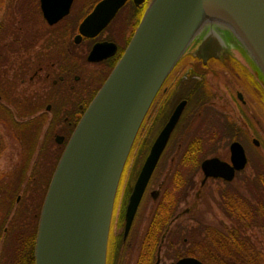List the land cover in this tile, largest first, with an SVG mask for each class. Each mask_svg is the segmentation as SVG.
I'll use <instances>...</instances> for the list:
<instances>
[{
	"label": "flooded vegetation",
	"instance_id": "flooded-vegetation-1",
	"mask_svg": "<svg viewBox=\"0 0 264 264\" xmlns=\"http://www.w3.org/2000/svg\"><path fill=\"white\" fill-rule=\"evenodd\" d=\"M99 1L70 0L61 10L66 0H0V264L11 261V248L22 255L19 263L29 264L31 255L34 262L39 215L60 154L150 0H124L96 34L80 33V23ZM96 43L106 45L107 55L89 60ZM175 93L182 95L172 103ZM180 102V115L127 225L130 194L146 156ZM167 150L176 153L173 165L163 176L161 166L154 179ZM211 158L213 174L203 168ZM133 167L139 170L131 183ZM118 193L105 264L199 259L188 253L189 238L206 227L216 232L217 242L227 233L246 234L263 254L264 76L245 51L203 59L187 50L178 59L139 125L114 203Z\"/></svg>",
	"mask_w": 264,
	"mask_h": 264
},
{
	"label": "water",
	"instance_id": "water-1",
	"mask_svg": "<svg viewBox=\"0 0 264 264\" xmlns=\"http://www.w3.org/2000/svg\"><path fill=\"white\" fill-rule=\"evenodd\" d=\"M62 1V0H61ZM66 6L61 10L67 9ZM124 0H100L79 25L96 34ZM45 15L50 19L47 8ZM96 43L88 59L106 55ZM246 52L264 76V0H150L123 54L69 137L48 185L37 225L34 264H105L118 181L138 127L178 59ZM109 53H112L110 50ZM183 106L155 138L130 194L127 225ZM216 160L206 159L203 168ZM173 264H205L184 257Z\"/></svg>",
	"mask_w": 264,
	"mask_h": 264
},
{
	"label": "trees",
	"instance_id": "trees-1",
	"mask_svg": "<svg viewBox=\"0 0 264 264\" xmlns=\"http://www.w3.org/2000/svg\"><path fill=\"white\" fill-rule=\"evenodd\" d=\"M11 250L8 264H27L19 263L22 255ZM188 253L209 264H264V252L262 254L246 234L227 233L217 242L216 232L207 227L203 234L199 231L190 235ZM29 264H33L32 255Z\"/></svg>",
	"mask_w": 264,
	"mask_h": 264
},
{
	"label": "rangeland",
	"instance_id": "rangeland-1",
	"mask_svg": "<svg viewBox=\"0 0 264 264\" xmlns=\"http://www.w3.org/2000/svg\"><path fill=\"white\" fill-rule=\"evenodd\" d=\"M90 79V77L88 76V80ZM102 79V78H101ZM101 79L99 80V82L101 81ZM98 82V83H99ZM98 83H97V85H98ZM96 85V86H97ZM95 86V87H96ZM180 95H182V94H176L175 93V95H174V97H173V99H172V103L174 102V101H177L178 100V98H180ZM193 100V99H192ZM192 100H190V102L192 101ZM175 103V102H174ZM190 104V103H189ZM155 132H149L148 133V136H146V141H145V148L143 149V153H142V159H144V156H146V154H147V152H148V149H149V147H150V145L152 144V142H153V139H154V137H155ZM166 153H165V156L163 157V160L165 161V164L162 162V158H161V161H160V163H159V166H157V168H158V170H157V172L153 175V178L155 179L156 177H157V175H158V172H159V170L161 169V166L163 167V166H165L162 170H160L161 172H163L162 173V175L161 176H163L164 174H167L168 173V171H169V169H170V167L173 165V164H171L172 162L170 161V158L172 157V156H175L176 155V153H174V152H172V154H170V152H168V150L167 151H165ZM138 165V164H137ZM136 165V166H137ZM135 166V167H136ZM138 168L136 169V168H132V170H131V172L129 173V175H128V177H129V182H131L132 183V181H134L133 179H135V177H136V174H137V172H138ZM197 171H198V167H197ZM196 171V173L194 174V177L196 178V180H199V178H200V172H197ZM125 175V176H124ZM123 177L124 178H127L128 179V177H127V175H126V170H125V172L123 173ZM124 180V179H123ZM132 187V186H131ZM130 191H131V188H130V190H129V192L127 193V195H125L126 196V198L125 199H127V196H128V194L130 193ZM120 193H118V195H117V198H116V200H115V203H114V207L116 208V210H115V215H114V218L117 216V208H118V206H119V202H120ZM125 201V200H124ZM149 203V202H148ZM148 203L147 204H143L142 206H141V208H143L144 209V207L146 206V205H148ZM200 205V204H199ZM197 208H202V206L200 205V206H198ZM214 208V212L217 214V212L215 211V207H213ZM203 209H205V207H203ZM219 216V215H218ZM206 219H208L209 221H211V223L213 222V220H212V216L209 218V216H207L206 215Z\"/></svg>",
	"mask_w": 264,
	"mask_h": 264
}]
</instances>
